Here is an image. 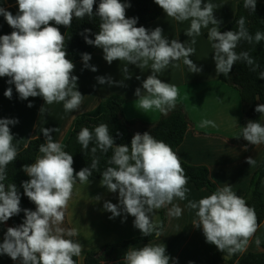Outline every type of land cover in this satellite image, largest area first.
Returning a JSON list of instances; mask_svg holds the SVG:
<instances>
[{"label":"clouds","instance_id":"clouds-1","mask_svg":"<svg viewBox=\"0 0 264 264\" xmlns=\"http://www.w3.org/2000/svg\"><path fill=\"white\" fill-rule=\"evenodd\" d=\"M167 17L178 22L190 20V27L185 35L192 38L201 35L202 28H208V39L214 49V61L217 75L228 76L237 61L247 65H255V61L247 51L237 53L241 40L256 44L264 40V32L257 31L254 36L245 28V18L236 21L238 31L219 30L222 21L214 16L216 5L204 3L203 0H154ZM257 0H244V7L253 13ZM18 12H12L0 7V15L13 29L10 34L0 36V77H8V84L15 85V90L21 100L40 96L45 104L63 102L66 112L77 110L84 95L77 90L78 77L72 75L75 64L67 58L65 36L59 27L70 28L73 18L98 16L99 30L94 39L84 29L80 33L85 43L103 50L104 60L111 65L113 61L126 62L120 69L123 80H113L111 76H98L100 85L125 87V80L132 74L128 65L139 69L149 66L151 74L142 81V88L137 87L134 95L141 110L151 109L167 114L174 108L179 95L176 85L164 82L157 73L163 72L175 61L183 60L191 73H199L189 57L195 53V48L186 46L177 39L168 40L161 27L153 30L143 26L137 27L138 18H127L126 9L130 3L121 0H100L95 12L96 0H17ZM85 68L96 72V66L89 65L90 53L81 54ZM178 66V65H174ZM259 65L252 68L256 71ZM258 77L264 79V71ZM140 80V76L136 77ZM12 88L4 92L11 99ZM31 108L33 105H27ZM44 112V106L41 108ZM255 111L264 114V104L256 106ZM19 123L18 119H0V223L7 222L21 211L25 214L23 223L9 227L0 243V255H7L20 264H76L73 257L81 254L83 246L79 242L65 239L59 225L64 220V209L72 197L77 180L84 183L92 176L98 159H93L91 167H84L76 172L73 156L64 151L61 143L53 140L51 132L58 128H43L45 143L39 147L35 162L23 166V171L30 177L22 182L24 195L36 206L35 211L21 209L20 194L15 184L5 185L7 166L18 155V149L13 144L14 135L9 125ZM204 123H211L205 121ZM120 135V133H117ZM242 137L250 144L264 143V125L248 121L243 127ZM77 141L87 150L89 144L95 141L91 152L97 149L107 153L113 149V154L107 167L101 174L100 185L108 192H118V204L105 201L103 209L112 215L109 219L124 214L134 217L133 225L143 236H150L154 231L157 237L160 232L155 229L150 219L154 209L170 204L174 198L186 199L188 178L185 175L180 157L170 145L156 140L149 132H137L129 145H117L106 123H101L90 130L82 127L77 133ZM250 165L255 164L251 157L246 159ZM97 201L101 198L95 197ZM189 209L196 210L197 220L193 226L202 229L206 242L215 245L221 251L236 253L242 251L249 239L257 230L255 210L246 201L232 191L231 185L218 188L211 195L199 201H189ZM182 209L175 207L173 214L179 216ZM69 237L75 236V229L67 232ZM259 244V240H257ZM177 264V259L166 254V246L147 244L139 249H129L123 257L124 264ZM192 264V262H189Z\"/></svg>","mask_w":264,"mask_h":264},{"label":"crops","instance_id":"crops-1","mask_svg":"<svg viewBox=\"0 0 264 264\" xmlns=\"http://www.w3.org/2000/svg\"><path fill=\"white\" fill-rule=\"evenodd\" d=\"M244 0H203L204 3L216 5L214 16L222 21L219 30L233 21L237 11V5ZM264 3V0H257ZM0 7L12 12H18L17 0H0ZM126 17L130 18L126 13ZM74 20V18H73ZM73 22V21H72ZM190 20L178 22L165 13L148 24H138L146 29L153 30L156 27L163 29V34L169 41L177 39L186 46L195 48V53L189 58L202 68L199 73L188 71L183 60L170 64L163 72L157 73L164 82L174 84L179 90L175 103L182 104L189 120V128L183 143L177 149L180 160L191 166H203L209 170V177L217 188L231 185L232 191L244 198L248 193L253 175L258 170L264 156V144L253 145L246 143L242 137L243 131V105L237 89L219 80L214 61L213 42L208 39V28L201 29V35L196 36V43L191 44L190 37L185 35L190 27ZM64 36L69 28L57 26ZM13 29L0 15V36L10 34ZM103 50L98 48L91 55L89 65L96 66L97 71L85 68L83 61L75 64L72 75L77 76V90L84 95L80 107L75 111L66 112L63 102L45 104L42 97H29L21 100L15 90V85L8 84V77H0V119H18L19 123L9 125L14 135L13 144L18 153L25 149L33 139L45 138L43 128L55 129L51 132L54 141L61 143L62 148L73 130L74 123L79 117H98L103 111L104 102L113 97H120L124 101V117L134 122V134L143 127H151L162 116V112L151 109L147 112L141 110L134 95L137 87L142 88V81L151 74V61L149 66L139 69L135 65H128L132 78L125 80V87L100 85L96 77L111 76L113 80H123L120 71L126 66V62L113 61L109 65L103 58ZM178 65V66H174ZM140 76V80L136 77ZM11 87V99L5 97L4 92ZM33 106L29 108L27 105ZM262 104L260 101L257 105ZM44 106V112L41 108ZM210 121L211 123H204ZM255 122L264 123V114L256 113ZM40 153L38 156H41ZM251 157L255 164L250 165L246 159ZM102 179V178H101ZM101 179L89 180L84 183H75L71 199L64 209V220L68 230L75 229L73 236L83 248L78 256V264H84L85 255L88 252H98L104 245L110 243H122L143 236L139 229L133 225L134 217L124 214L109 219L112 215L103 209L105 201L118 204V192H108L106 187L100 185ZM188 192L186 199L181 201L174 198L170 204L154 209L150 214L151 222L155 229L161 223L162 211L165 212L166 224L159 237L152 241L134 244L130 249H139L147 244L165 245L166 254L177 259V264H211V256L219 251L215 245L206 242L202 229L195 228L193 221L197 220L196 210L189 209V201H199L201 198L211 195L207 189H197L194 185H186ZM261 192L264 199V179L261 183ZM101 199L97 201L95 197ZM179 207L182 212L179 216L173 214V209ZM13 227L9 221L0 223V241L4 238L7 228ZM259 240V244H257ZM264 251V222L257 228L249 239L243 253H262ZM221 252V251H219ZM227 252V251H224ZM0 264H20L13 261L7 255H0ZM108 264V263H102ZM170 264L172 261L170 260Z\"/></svg>","mask_w":264,"mask_h":264},{"label":"trees","instance_id":"trees-1","mask_svg":"<svg viewBox=\"0 0 264 264\" xmlns=\"http://www.w3.org/2000/svg\"><path fill=\"white\" fill-rule=\"evenodd\" d=\"M100 0H96L93 11L95 12ZM122 3H130V7L126 9V13L130 18H138V24H148L158 20L164 11L154 2V0H121ZM240 17L245 18V28L249 34L255 35L257 31L264 32V3H256V9L253 13L250 9L244 7V1L237 5L235 18L232 22L222 28L220 31H238L236 23ZM100 19L98 16L91 18L84 17L83 19L74 18L71 27L68 29L65 36V48L67 51V58L73 63L82 60V53H90L91 55L98 50L97 47L85 43L84 37L80 35L84 29H91V33L86 35L94 39V34L99 30ZM237 53L247 51L255 61V65H259L256 71L252 68L255 65L249 66L244 61H237L233 65L228 76L219 74V80L230 87L238 90L241 102L243 105V127L248 121L256 119L255 108L257 102L264 104V79L258 77L260 71H264V40L258 44L253 41L249 43L246 40H241L235 49ZM124 101L117 96L107 99L103 104V111L98 117H79L66 140L63 150L67 151L73 156V167L76 172L84 167H91L93 159H98L96 169H92V176L89 180L101 179V174L112 166L108 163L113 154V149H109L107 153L97 152L93 154L91 148L95 147V141L89 144L87 150L83 149L77 141V133L82 127H88L93 130L95 126L106 123L109 126V131L114 138L117 145H129L134 135V122L128 121L123 113ZM264 125V123H263ZM189 128V120L182 104L175 103L174 108L167 111V114L162 113L159 121L151 127H143L139 133L149 132L156 140L164 141L171 146L174 152L183 143L186 132ZM120 133V135H117ZM246 141V140H245ZM45 143L44 139L37 138L29 142L28 146L18 153L17 158L7 166L6 179L3 181L5 185L15 184L20 194L21 209H31L35 211L36 206L29 198L24 195L22 182L29 180L30 177L23 171V166L35 162L39 152V147ZM246 143H249L246 141ZM264 144V143H263ZM184 168L185 175L188 178V184L194 185L197 189H207L210 192L216 191L218 188L211 181L209 177V170L203 166H191L181 161ZM264 179V156L256 173L252 177L248 193L243 198L247 205L255 210L257 216V228L264 222V199L261 192V183ZM76 183H81L79 180ZM25 214L21 211L18 215L12 216L8 221L16 227L23 223ZM166 224L165 212L162 211L161 223L156 229L162 231ZM156 232L154 231L150 236H140L138 238L124 241L122 243H110L104 245L98 252H88L84 258V264H124L123 257L127 250L134 244L149 242L155 239ZM65 239H71L76 242L73 236L66 235ZM4 239V238H3ZM3 239L0 243L3 242ZM76 264H78V256L73 257ZM20 263V260H16ZM211 264H264V251L262 253H243L238 251L236 253L214 252L211 256Z\"/></svg>","mask_w":264,"mask_h":264},{"label":"rangeland","instance_id":"rangeland-1","mask_svg":"<svg viewBox=\"0 0 264 264\" xmlns=\"http://www.w3.org/2000/svg\"><path fill=\"white\" fill-rule=\"evenodd\" d=\"M55 227H59V228H61L63 230L62 234L64 235V237L67 235V232L69 231L65 220H63V222L60 223L59 225H55L54 228Z\"/></svg>","mask_w":264,"mask_h":264}]
</instances>
